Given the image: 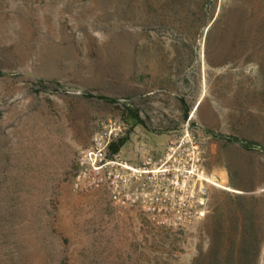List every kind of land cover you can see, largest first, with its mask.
<instances>
[{
	"label": "rangeland",
	"instance_id": "rangeland-1",
	"mask_svg": "<svg viewBox=\"0 0 264 264\" xmlns=\"http://www.w3.org/2000/svg\"><path fill=\"white\" fill-rule=\"evenodd\" d=\"M0 264H264V0H0Z\"/></svg>",
	"mask_w": 264,
	"mask_h": 264
},
{
	"label": "built area",
	"instance_id": "built-area-1",
	"mask_svg": "<svg viewBox=\"0 0 264 264\" xmlns=\"http://www.w3.org/2000/svg\"><path fill=\"white\" fill-rule=\"evenodd\" d=\"M108 147H109V145H108ZM193 149L195 151H197V145L194 144L193 145ZM194 159L196 161L197 157H195ZM102 160H103V157H100V158L97 159V161H94L93 163L95 165H94L93 169H96L97 166H100V165H103V166H109L110 165V166H112V165L115 164V162L112 159H107V160H104V161H102ZM124 165H126V164H120V166L122 168L126 169V170H132L134 172H137L136 169H134V168H132L130 166H129L130 168L128 169V168L124 167ZM141 172L142 173H150L152 178H156V176H159L161 178H167L168 179V177L176 178L177 176H181L182 175V168L181 169H175V171L173 173L171 172V174H169V172H170L169 171V166H167V165L164 166V167H161L159 169L142 170ZM155 174H156V176H155ZM152 210H154V208H152Z\"/></svg>",
	"mask_w": 264,
	"mask_h": 264
},
{
	"label": "trees",
	"instance_id": "trees-1",
	"mask_svg": "<svg viewBox=\"0 0 264 264\" xmlns=\"http://www.w3.org/2000/svg\"><path fill=\"white\" fill-rule=\"evenodd\" d=\"M123 139H119L116 143L109 144V150L111 154H114L117 152L118 148L122 145Z\"/></svg>",
	"mask_w": 264,
	"mask_h": 264
},
{
	"label": "bare ground",
	"instance_id": "bare-ground-1",
	"mask_svg": "<svg viewBox=\"0 0 264 264\" xmlns=\"http://www.w3.org/2000/svg\"><path fill=\"white\" fill-rule=\"evenodd\" d=\"M197 104H198V103H197ZM194 110H195V108H194ZM124 167H126V168H128V169L130 168V167H129V166H127V165H124Z\"/></svg>",
	"mask_w": 264,
	"mask_h": 264
}]
</instances>
